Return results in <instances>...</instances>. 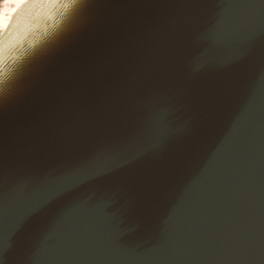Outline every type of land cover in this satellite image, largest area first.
<instances>
[{
  "label": "water",
  "instance_id": "water-1",
  "mask_svg": "<svg viewBox=\"0 0 264 264\" xmlns=\"http://www.w3.org/2000/svg\"><path fill=\"white\" fill-rule=\"evenodd\" d=\"M12 41L0 264H264V0H53Z\"/></svg>",
  "mask_w": 264,
  "mask_h": 264
},
{
  "label": "bare ground",
  "instance_id": "bare-ground-1",
  "mask_svg": "<svg viewBox=\"0 0 264 264\" xmlns=\"http://www.w3.org/2000/svg\"><path fill=\"white\" fill-rule=\"evenodd\" d=\"M53 0H25L24 3H2L0 12L3 13L4 28L0 29V33L4 32L3 40L0 41V54L13 43L14 37L20 35L28 26L31 20H34L39 14L44 12ZM16 9L15 12L12 10ZM26 17V23L22 28L15 27L16 22L21 16ZM8 45V46H7ZM7 46V47H6Z\"/></svg>",
  "mask_w": 264,
  "mask_h": 264
},
{
  "label": "snow or ice",
  "instance_id": "snow-or-ice-1",
  "mask_svg": "<svg viewBox=\"0 0 264 264\" xmlns=\"http://www.w3.org/2000/svg\"><path fill=\"white\" fill-rule=\"evenodd\" d=\"M25 0H0V3H24ZM67 2L69 4H77V3H81L84 4L86 3V0H67ZM13 12L16 11V9L12 10ZM4 21H3V13L0 12V29L4 28ZM4 89H5V81L3 79V73L2 71H0V95H2L4 93Z\"/></svg>",
  "mask_w": 264,
  "mask_h": 264
},
{
  "label": "clouds",
  "instance_id": "clouds-1",
  "mask_svg": "<svg viewBox=\"0 0 264 264\" xmlns=\"http://www.w3.org/2000/svg\"><path fill=\"white\" fill-rule=\"evenodd\" d=\"M26 22H27V21H26V17H24V16L22 15V16L20 17V19L16 22L15 27H16L17 29L22 28Z\"/></svg>",
  "mask_w": 264,
  "mask_h": 264
},
{
  "label": "rangeland",
  "instance_id": "rangeland-1",
  "mask_svg": "<svg viewBox=\"0 0 264 264\" xmlns=\"http://www.w3.org/2000/svg\"><path fill=\"white\" fill-rule=\"evenodd\" d=\"M3 40V33H0V41Z\"/></svg>",
  "mask_w": 264,
  "mask_h": 264
},
{
  "label": "flooded vegetation",
  "instance_id": "flooded-vegetation-1",
  "mask_svg": "<svg viewBox=\"0 0 264 264\" xmlns=\"http://www.w3.org/2000/svg\"><path fill=\"white\" fill-rule=\"evenodd\" d=\"M2 3H0V6H1ZM4 34V32H2Z\"/></svg>",
  "mask_w": 264,
  "mask_h": 264
}]
</instances>
